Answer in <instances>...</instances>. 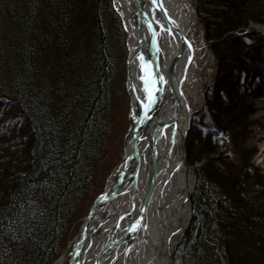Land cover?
<instances>
[{
    "label": "trees",
    "instance_id": "16d2710c",
    "mask_svg": "<svg viewBox=\"0 0 264 264\" xmlns=\"http://www.w3.org/2000/svg\"><path fill=\"white\" fill-rule=\"evenodd\" d=\"M195 10L215 69L186 138L196 183L173 262L222 264L219 251L264 264L249 101L264 94V0ZM124 41L113 0H0V264H52L64 250L102 157Z\"/></svg>",
    "mask_w": 264,
    "mask_h": 264
},
{
    "label": "bare ground",
    "instance_id": "6f19581e",
    "mask_svg": "<svg viewBox=\"0 0 264 264\" xmlns=\"http://www.w3.org/2000/svg\"><path fill=\"white\" fill-rule=\"evenodd\" d=\"M114 4L123 17L131 54V121L148 117L143 125L140 124L139 135L135 137L143 164L115 196L109 194L108 197H113L88 221L80 255L71 261L72 264H174L173 252L189 221L195 187L193 170L187 168L182 158L181 138L189 117L202 101L199 88L209 50L202 29L201 38H197L201 21L193 0H163L170 23L165 22L167 34L157 44L143 20L141 27L137 26L134 0H114ZM141 6L148 11L150 3L143 0ZM175 25L188 41L186 49L182 48ZM181 51L183 54L176 63L174 76L176 92L183 101L182 109L178 124H165L175 110V98L167 84L168 62L172 55L176 57ZM151 80L155 81V86L150 82L146 86V81ZM148 88H152L150 104ZM154 128L159 129L151 134ZM130 150L128 140L126 152ZM134 164L130 161L123 169L129 173ZM123 169L111 177L109 185ZM152 184L153 195L145 209ZM78 245L79 239L54 264H68L70 251L72 248L76 251Z\"/></svg>",
    "mask_w": 264,
    "mask_h": 264
},
{
    "label": "rangeland",
    "instance_id": "374dc122",
    "mask_svg": "<svg viewBox=\"0 0 264 264\" xmlns=\"http://www.w3.org/2000/svg\"><path fill=\"white\" fill-rule=\"evenodd\" d=\"M195 2L196 0H193L194 6H195ZM113 4H114V0H113ZM200 29L201 28L197 30L198 39L201 38ZM257 29L260 30L262 33H264V25H257ZM205 44L207 46V49L209 50V55H206L207 61L205 64V68L203 70V79H202L201 87L199 88V93L202 98L199 107L203 104L205 97V90L208 87L209 82L211 81L215 69L213 56L209 49L206 38H205ZM123 48L124 49L120 55V64L117 70L118 71L117 76L114 81L115 83L113 86L112 103L108 112L109 132L103 144L102 157L97 165L92 187L87 194L88 195L87 199L85 200L89 206L92 197H94L96 194H101L105 190L111 177L118 169L125 155V147H126L125 142H126L127 134L131 127V108H132L131 99L129 97V93L127 90L126 61L128 58L129 49H128L126 30H125V41ZM249 101L253 103V109H254V114L251 117V122H252L251 135L253 137V147L256 150V156L254 158L255 164L264 173V94L260 95L258 98L251 97ZM191 167L193 168V166ZM87 206H84L82 208L84 213L73 223L69 233L68 242L72 241L77 236L82 226L83 218L86 216L89 210L88 209L89 206L88 207ZM192 207H193V203H192Z\"/></svg>",
    "mask_w": 264,
    "mask_h": 264
},
{
    "label": "water",
    "instance_id": "95a60500",
    "mask_svg": "<svg viewBox=\"0 0 264 264\" xmlns=\"http://www.w3.org/2000/svg\"><path fill=\"white\" fill-rule=\"evenodd\" d=\"M134 1H135V5H137L136 6V10H137L136 11V22L138 24L137 26L141 27V23H142L141 21L143 20L145 25H146V27H147V29H148V31H149V34L152 37L155 38L154 42L157 44V42L161 41V38L164 37L167 34L166 33V28H165V22L167 24L170 23L168 18H167V13H166L165 8H164L163 0H157L156 4H153L152 0H148L149 3H150V8H149L148 11L143 9L144 7L142 8V6H141V1H143V0H134ZM113 6H114V4H113ZM114 8L116 10L115 6H114ZM117 13L119 14V16H120V18L122 20V23L124 25V28H125V30L127 32L123 17L121 16V14L118 11H117ZM200 25H201V29H202L203 39H205L204 27H203L202 22H200ZM175 32L178 34V36L181 39V43L183 44L182 48L186 49V47L188 45V41H187L186 37L184 36V34L181 32L180 28L177 25H175ZM182 54L183 53L181 51V54H178L176 57L174 55H172V57L170 58V61L168 62V73L169 74H168V78H167V84H168V88H169L170 92L174 95V98H175V102H174L175 110H174V113H173L172 117L170 119H168V121L165 124H167L168 122H169V124H171V123H173L174 125L178 124L179 115H180V112H181V109H182V102L183 101H182V98L179 95V93L176 92V89H175L176 84H175V76H174V73H175V70H176V65H177L176 63H177L178 60H180ZM130 55L131 54L129 52L128 53V58H127V61H126V69H127V90H128V93H129V97L131 99V93H130V89H129V81H130L129 65H130V57H131ZM153 55L156 56L155 50L153 52ZM131 106H132V102H131ZM131 112H133L132 108H131ZM192 117H193V113L189 117L188 124L186 126V129H185L183 135H182V138H181V149H182V158H183L184 162L186 163L187 168L193 170L194 177H195V183H196V173H195V170L189 165V163L187 161V152H186V147H185L186 138H187L188 131L190 129ZM147 118L148 117H146L144 120H135L134 123H132V121H131V127H130V130H129L128 134H127L126 142H125V146H126L127 141L130 140V142H131V150H130V152L127 153L126 152V147H125L124 158H123L122 162L120 163L118 169L116 170V172H118L120 170V168L123 169V166H126V165L128 166L129 162L133 161V162H135V164H134L135 166L133 165L132 171H130L128 173L124 169H123L124 171L121 170V172L118 175V177L116 178V180L111 185H109V183H108V185L106 186L105 190L94 199V201H93L88 213L83 218V223H82V226H81L77 236L72 241H70V242H68L66 244L63 252L59 255V257L55 261L52 262V264H54L56 261L60 260L63 257V255L68 251V249L70 247H72V245L75 242V240L77 241L79 239V245L76 248L77 250L74 251V249L72 248V250L70 251L71 252L70 253L71 258H70L68 264H72L71 260L75 259L76 257H78L80 255V251H81V249L83 247L84 237H85V234L87 233V230L89 228V226H88L89 222L88 221L91 220L93 215L96 213L97 209H99L105 203H107L109 201V199L112 198L113 195L121 187H123V185L126 182L129 181V179H132L131 177H133L134 174H137L138 171H140V169L142 168L141 166L143 164V160H142L141 148L138 147V144L136 143V138L135 137L139 135V129L138 128H139V126H141L140 124L143 125V123L146 121ZM158 129L154 128L153 130L150 131V133L154 134V132L156 130H158ZM111 193H113V195L111 197H108L109 194H111ZM152 195H153V184L150 187V189L148 191V194H147V197H146L145 209H146V207H147ZM191 218H192V212L190 214L189 221H188V223H187V225L185 227V230L189 226ZM185 230H184V232H185ZM184 232H183V234L181 236V239H182V237L184 235ZM181 239L179 240V242L181 241ZM221 258H222V264H225V261H224V258L222 257V255H221Z\"/></svg>",
    "mask_w": 264,
    "mask_h": 264
},
{
    "label": "snow or ice",
    "instance_id": "6c2138e0",
    "mask_svg": "<svg viewBox=\"0 0 264 264\" xmlns=\"http://www.w3.org/2000/svg\"><path fill=\"white\" fill-rule=\"evenodd\" d=\"M152 3L153 4H156L157 3V0H152ZM162 79V77H161ZM152 83L153 87L155 86V81L154 80H151V81H146V86H147V83ZM153 101V96H152V88H148V102L149 104ZM146 107L148 105H145ZM0 227H3V224H0ZM177 231H179V229H177Z\"/></svg>",
    "mask_w": 264,
    "mask_h": 264
}]
</instances>
